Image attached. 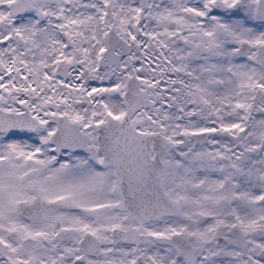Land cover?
Listing matches in <instances>:
<instances>
[{
    "label": "snow or ice",
    "instance_id": "6c2138e0",
    "mask_svg": "<svg viewBox=\"0 0 264 264\" xmlns=\"http://www.w3.org/2000/svg\"><path fill=\"white\" fill-rule=\"evenodd\" d=\"M0 264H264V0H0Z\"/></svg>",
    "mask_w": 264,
    "mask_h": 264
}]
</instances>
